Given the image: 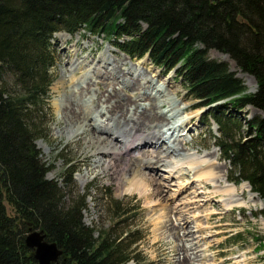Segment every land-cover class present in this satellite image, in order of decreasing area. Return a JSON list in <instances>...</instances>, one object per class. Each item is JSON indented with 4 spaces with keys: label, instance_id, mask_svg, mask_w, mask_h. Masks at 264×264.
<instances>
[{
    "label": "trees",
    "instance_id": "1",
    "mask_svg": "<svg viewBox=\"0 0 264 264\" xmlns=\"http://www.w3.org/2000/svg\"><path fill=\"white\" fill-rule=\"evenodd\" d=\"M83 29L132 60L148 54L164 72L175 70L197 106L224 101L206 115L218 125L216 145L234 167L231 181L248 182L264 203V0H0V264H38L26 243L30 229L56 242L65 264L135 258L141 235L129 228L132 206L111 199L113 225H88L90 194L67 198L61 182L48 177L54 165L37 144L50 134L42 107L54 79V35ZM212 49L253 76L257 90L247 93L228 62L209 56ZM248 106L262 114L247 120L246 139L229 109ZM67 170L64 185L76 172L74 165Z\"/></svg>",
    "mask_w": 264,
    "mask_h": 264
},
{
    "label": "rangeland",
    "instance_id": "2",
    "mask_svg": "<svg viewBox=\"0 0 264 264\" xmlns=\"http://www.w3.org/2000/svg\"><path fill=\"white\" fill-rule=\"evenodd\" d=\"M63 33L67 32L54 35L56 65L51 69L54 79L49 96L45 98V105L42 107V112L47 114L46 122L50 127V134L46 139L38 140L37 144L43 152V159L48 164L54 165L52 171L48 173V177L61 182L67 198L85 192L90 194L88 208L84 212L85 222L96 229H107L113 225L114 221L109 209H107V202L109 203L111 199H118L122 200L125 206H132L133 213L131 212L132 216L128 220L129 228L139 230L141 238L139 242L133 245V248L137 250L135 258L125 264H176L177 260L186 258V255L182 254L183 252L175 255L177 249L182 248V245H187L193 264H264V224L261 221L264 219V216L261 215L264 203L260 196L256 193L257 197L250 199L246 191L241 195V198L246 200L247 204L229 208L223 202L224 196L219 193L216 194L213 185L196 176L198 174L195 173V170L186 163L188 154L192 152L190 151L192 148L189 149V147H197L200 151L195 149L200 154L206 153L208 159L213 160V166L217 167V170L222 174L226 173L228 179L236 178L234 167L230 161L223 159L221 150L216 145L215 137H220L218 125L214 120L206 119L207 112L212 107L221 105L224 101L215 103L210 108L197 106L199 100L190 96L183 77L177 75L175 70L166 73L163 68L153 64L150 57L146 58L145 56L143 58L147 59L148 62L141 65L139 72L132 76L125 68L138 64L139 60L130 59L125 53L108 42L104 36L89 34L83 29L76 34L68 33L70 34L69 39L64 41L66 34ZM103 55L111 62V66L100 65L99 68H101L103 76H98L94 82H88L87 79L84 85L86 87L90 85V88L96 92L94 98L100 97L102 92L107 95L108 89L113 94H115L116 89L121 92V97H119L121 100L129 98L131 105L123 111L124 116L122 118H128L129 110L132 107L136 108L137 105H140L138 103L144 101H140V95L143 94L147 86L145 78L150 79L155 74L159 76H155V80L171 83L164 87L165 92L160 96L158 95L159 98L154 99L156 103L158 101L165 102L163 104L165 109L174 108L173 113L178 111L179 105L187 103L189 104L188 113L198 114L192 119V123L184 125L179 131L183 137H178L176 140L171 139L169 142L167 140L169 145L172 141L175 142V148H179L181 151L180 156H171V153H166L169 146L166 145L167 143L161 142L159 144L163 152L160 150L159 157L165 159L166 162L159 165L153 164L157 157V152H155L157 147L153 151L154 148L149 145L148 147L141 146L142 148L140 147L134 152L119 154L116 158L113 155L108 158L121 160L120 168L128 162L129 158L135 159V156H138L140 165H136L134 168L140 172V177L149 179L150 176H154L152 177L154 179L153 186L149 185L147 189L142 186H139L138 190L132 188L133 175L129 179H125V185L122 186L117 175L104 168L103 162H96L99 157L95 153L96 144L86 143L83 138L85 134L92 133V130L73 138L57 133L59 128L66 125L64 122L66 105L70 104L76 107L82 104L79 100L82 97H73L69 94L70 91L68 95L63 96L66 102L58 104L56 99L60 97L59 91L63 89L59 86V81L69 74L70 63L73 60L80 58L82 61V69L77 72L80 74L86 69H93ZM209 56L219 61L228 62L231 70L236 71L237 75L244 80L247 93H254L257 90L255 78L242 72L228 54L212 49ZM124 57H128L129 61L125 60ZM143 58L140 61H144ZM246 75L252 77L255 84H252V80L248 79ZM124 77L128 78L131 86L128 84L124 86L120 82ZM132 85L136 86L135 90H132ZM66 89L70 90V87ZM89 91L90 89H87L85 93L88 94ZM144 96L143 99H146V95ZM99 103L101 104L103 101ZM96 104L95 101L93 105L96 106ZM161 110V106L160 108L154 106L153 112L156 113ZM229 110L241 121L242 137L247 139V120L262 114V112L251 106H248L244 111ZM181 114L187 116L186 112ZM118 118H116L117 123H119ZM170 120L172 121V118L168 117L166 122L160 123L156 128L157 131L168 129L165 124L167 125ZM95 134L103 135L105 139L106 134L101 132ZM158 139L159 134L157 133L151 141L154 140L153 143H155ZM179 139L180 141H178ZM184 139L185 141H183ZM132 142L142 145L143 141L139 136H135ZM184 142L187 144L185 145ZM153 143L152 145H154ZM140 150H146L147 153L144 154ZM148 161L151 163H147ZM69 165H74L76 172L72 178V184L64 185L68 177L67 168ZM84 177H86V182H84ZM241 183L239 181L236 184ZM158 184H161L160 190ZM130 187L131 189H129ZM154 189L159 191L152 196L151 192ZM6 205L9 214L14 215L12 207L8 203ZM183 217L187 218V225H184ZM170 223L174 225L180 223L184 226L183 230L189 229L191 232L183 233L182 230L180 236L171 232L166 233L165 226ZM238 235L242 236L239 237ZM181 237L182 240H180ZM192 240L195 241L191 242Z\"/></svg>",
    "mask_w": 264,
    "mask_h": 264
},
{
    "label": "bare ground",
    "instance_id": "3",
    "mask_svg": "<svg viewBox=\"0 0 264 264\" xmlns=\"http://www.w3.org/2000/svg\"><path fill=\"white\" fill-rule=\"evenodd\" d=\"M63 34H66V36L64 37V41L68 40L70 34ZM143 59L144 61H140L142 59H139V63L136 65L126 67V71L131 73L132 76H135L139 72L140 66L148 62L147 59ZM125 60L129 61L128 57H126ZM81 63L82 61L80 60V58L73 60L70 63L69 74L62 77L59 81V86H61L63 89L59 91L60 97L56 99V102L58 104H60V102L62 104L66 102L64 101L63 96L68 95V92L70 91L69 94L71 96L76 98L82 97V99H79L82 104L76 107L71 106L70 104L66 105V113L64 116V122L66 125H64L63 128H59L57 130V133L65 134L68 138H73L75 136L83 135L87 131L92 130V133L85 134V136L83 137L85 142L96 144L95 153L99 156L96 162H103L104 168L112 171V174L117 175V179L120 180V184L122 186L125 185V179H129L131 175H133V178L131 180V185L133 186L132 188L138 190L139 186H142L144 189H147L149 185L153 186L152 183L154 182V179L152 177L154 176H150L149 179L141 178L140 172L136 168H134V166L140 165L138 156H135V159L133 157L129 158L128 162L120 168L119 163L121 164V160H119L118 158L116 160L108 158L112 155L116 158L119 154L134 152L141 146L148 147L149 145L150 147L154 148L153 151L157 147L155 151L157 152V157L153 164L159 165L162 162H166L165 159L159 157L162 151V149H160L161 145L159 144L161 142L167 143L166 145L169 146L167 147L166 153H171V156H180L181 151L179 150V148H175V142L172 141L173 144L171 143V145H169L168 142L171 139L176 140V138L178 137H183L182 134L179 133V131L183 128L184 125L192 123V119L198 114L196 115L193 113H188L189 104L187 103L179 105V107H177L178 111L174 113L172 112L174 108H171V106V109H165V105H163L165 102L163 103L158 101L156 103L154 99H157L158 95H162L165 92L164 87L170 85L171 83L155 80V76L159 77L157 74H155L153 77H150V79L145 78V84H147V86L143 94L140 95V101H144L138 103L140 105H137V107L135 106L136 108L132 107V110L127 109L129 110L128 118H122L124 116L123 111L131 105L129 98L121 100V98H119L121 97V92H118L116 88L115 94L111 93L110 89H108L107 91H109V93L107 95L102 92L100 97L97 96V98H94L96 96V92L90 88V85H88L87 87L84 85L87 79L88 82H94L98 76L102 75L100 70L101 68H99L100 65H107V67H110L111 62L106 59L105 55H103L97 61V64L93 69H86L79 74L77 72L78 70L82 69ZM113 74L115 76V73ZM246 76L248 79L252 80V84H255L252 77L248 75ZM120 82L124 84V86H126V84H128V86H131L130 81L126 77L121 79ZM67 87H70V90H67ZM135 88L136 86L132 85V90H135ZM87 89H90V95L89 93H85ZM144 95H146V99H143L145 97ZM95 101L97 102L96 106L93 105ZM100 101H103V103L100 104ZM154 106H158L159 108L161 106L162 110L155 113L153 112ZM182 112H186L187 116H182ZM115 117H119V123L116 122L117 119ZM168 117H170V119L172 118V121L170 120V122H167V125L165 124V126H168V129H161V131H157L156 128L159 126V124L166 122ZM97 132L106 134L105 139L103 138V135L95 134ZM157 133L159 134V139L155 143H153L157 138L154 139L153 142L151 140L156 136ZM135 136H139L141 141H143L142 145L139 142V144H134L132 142ZM178 141H180V139ZM183 141H185V139ZM152 143L154 145H152ZM155 144H157V146H155ZM184 144L186 145L187 143L184 142ZM195 148L197 147H189V149H191L190 151L192 152L191 154H188L189 157L187 158L186 163L191 169L195 170V173L198 174L196 176L201 177L206 182H209L213 185L214 192L216 194L219 193L224 196L223 202L227 207L232 208L234 206H243L244 204H247V201L241 198V195H243L246 191L248 192L250 199L253 197H257V194L251 190L248 182H242L241 184L237 185L235 182L228 179L226 173L222 174L219 170H217V167L213 166V160L208 159V155L206 153L200 154V150L197 148L199 150L198 151ZM143 152L144 154L147 153L146 150H144ZM147 163L151 162L148 161ZM84 180V182L87 181L86 177H84ZM158 187L160 190L161 184H158ZM129 189H131V187ZM159 190H152L151 195H156ZM182 220L184 221V225L188 224L186 217H183ZM261 221L264 224V219H261ZM180 223L177 225H174L172 223L166 225L165 232L175 233L177 236H180V232L184 229V226L180 225ZM184 232L190 233L191 231L189 229H185L183 230V233ZM182 239L183 238L181 237L180 240ZM194 241L195 240H192L191 242ZM180 252H183L182 254L186 255V258L184 257V260H177L176 264H193L191 255H189L188 253L187 245H182V248L177 249L175 255H179Z\"/></svg>",
    "mask_w": 264,
    "mask_h": 264
},
{
    "label": "water",
    "instance_id": "4",
    "mask_svg": "<svg viewBox=\"0 0 264 264\" xmlns=\"http://www.w3.org/2000/svg\"><path fill=\"white\" fill-rule=\"evenodd\" d=\"M146 58H149L148 54ZM213 105L211 104L208 107L210 108ZM26 243L29 248L34 249V257L38 264L66 263V258H62L64 254L63 250L58 247L56 242L49 241L44 231L30 229Z\"/></svg>",
    "mask_w": 264,
    "mask_h": 264
}]
</instances>
